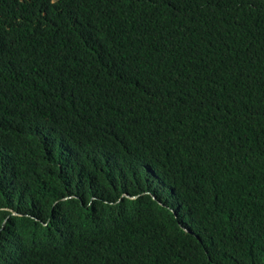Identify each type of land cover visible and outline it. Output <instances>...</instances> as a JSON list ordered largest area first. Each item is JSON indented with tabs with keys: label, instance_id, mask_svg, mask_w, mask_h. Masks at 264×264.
<instances>
[{
	"label": "trees",
	"instance_id": "16d2710c",
	"mask_svg": "<svg viewBox=\"0 0 264 264\" xmlns=\"http://www.w3.org/2000/svg\"><path fill=\"white\" fill-rule=\"evenodd\" d=\"M0 264H264V0H0Z\"/></svg>",
	"mask_w": 264,
	"mask_h": 264
},
{
	"label": "clouds",
	"instance_id": "9594fccd",
	"mask_svg": "<svg viewBox=\"0 0 264 264\" xmlns=\"http://www.w3.org/2000/svg\"><path fill=\"white\" fill-rule=\"evenodd\" d=\"M150 194V193H149ZM123 197H129V198H131V199H133V198H135L136 196H131V194L130 195H128V194H123L122 196H121V198H123ZM63 199V198H62ZM61 200V199H60ZM93 200H101V198H96V197H93L92 198V200L91 201H93ZM118 202V201H117ZM15 214H17V213H15ZM38 220V219H37ZM44 223V225H46L48 222H43Z\"/></svg>",
	"mask_w": 264,
	"mask_h": 264
}]
</instances>
